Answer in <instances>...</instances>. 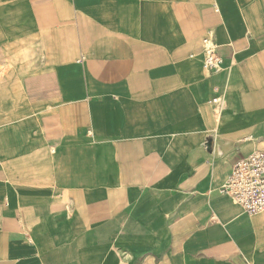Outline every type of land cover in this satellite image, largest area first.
I'll return each instance as SVG.
<instances>
[{
    "label": "crops",
    "instance_id": "crops-1",
    "mask_svg": "<svg viewBox=\"0 0 264 264\" xmlns=\"http://www.w3.org/2000/svg\"><path fill=\"white\" fill-rule=\"evenodd\" d=\"M258 151L264 0H0V264H264Z\"/></svg>",
    "mask_w": 264,
    "mask_h": 264
},
{
    "label": "built area",
    "instance_id": "built-area-1",
    "mask_svg": "<svg viewBox=\"0 0 264 264\" xmlns=\"http://www.w3.org/2000/svg\"><path fill=\"white\" fill-rule=\"evenodd\" d=\"M204 68L210 73L223 69V59L218 55L211 36L204 40ZM219 102L218 98L213 104ZM222 193L230 196L238 203L245 214L253 216L264 214V151L237 161L229 172L228 180Z\"/></svg>",
    "mask_w": 264,
    "mask_h": 264
}]
</instances>
